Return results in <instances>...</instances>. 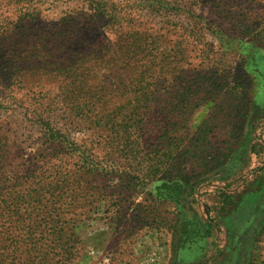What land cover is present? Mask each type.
<instances>
[{
    "label": "rangeland",
    "instance_id": "374dc122",
    "mask_svg": "<svg viewBox=\"0 0 264 264\" xmlns=\"http://www.w3.org/2000/svg\"><path fill=\"white\" fill-rule=\"evenodd\" d=\"M35 4L32 40L0 53V182L31 168L62 180L52 198L78 244L39 263L34 244L6 247L0 218V264H264V0ZM14 6L0 0L11 34ZM121 106L138 113L129 140L127 116L115 122L122 147L102 128ZM46 127L99 161L86 170Z\"/></svg>",
    "mask_w": 264,
    "mask_h": 264
},
{
    "label": "trees",
    "instance_id": "16d2710c",
    "mask_svg": "<svg viewBox=\"0 0 264 264\" xmlns=\"http://www.w3.org/2000/svg\"><path fill=\"white\" fill-rule=\"evenodd\" d=\"M12 1L14 6V10L19 11L17 15L16 23L21 25V28L24 27L22 31L11 34V24L4 18H0V53L2 52L3 47H6L10 40L16 41V38H20L21 41L29 42L32 40L33 36L31 34L30 21L27 19V13L30 12V9L36 8V4L38 0H6ZM24 10L25 13L22 11ZM106 14L105 11L95 10L92 12V18L102 19V16ZM108 16V15H107ZM109 18V17H108ZM24 19V20H23ZM118 20L116 17H113V27L118 30L120 26H117ZM75 24V23H73ZM19 26V25H16ZM72 26H67L66 29H71ZM69 34V33H68ZM11 62V61H10ZM12 63L4 61L2 66L3 76L8 72L17 75L19 71L16 72L18 67H11ZM16 72V73H15ZM20 74V73H19ZM215 81L217 79L210 82L212 86V90L215 91ZM6 86V85H5ZM9 90V88L5 87ZM101 108V106H100ZM132 109H127L124 106L117 108L120 112H117L116 115L105 116L107 119L103 122L102 128L105 131H109L111 136L114 137V142L117 146H127L123 141V136L120 131L116 128L115 122L118 120H122L123 117L128 118L127 121H130V125L123 130L125 134V138L129 140V135L131 130H135L138 128V123L135 121V107H131ZM122 110V111H121ZM135 112V113H134ZM42 112L36 113L34 116V120L42 119ZM138 114V113H137ZM122 118V119H120ZM133 121V122H132ZM102 122V121H101ZM50 132L51 144L54 147L59 148V152L62 153L69 144L74 145V150L72 152H76L73 157L79 159V163L84 165L86 170H89L91 166L96 164L99 159L96 156L93 147H88L83 144H76L74 141L69 142V138L65 133L60 131H55L51 127H46ZM127 133V135H126ZM46 134V133H45ZM48 136V137H49ZM118 140V141H117ZM66 143V144H65ZM131 146V145H130ZM133 146V145H132ZM131 146V147H132ZM62 151V152H61ZM143 161L145 163H152L151 153H147ZM1 174V173H0ZM56 175V174H55ZM40 174L38 171L34 169H29L25 173L12 175L10 180H4L0 182V218L3 221V225H5L6 233L8 234L9 244L7 246H13L14 249L19 247L21 244L26 246H34L39 249V263L47 260L49 255L53 253L57 254L58 261L63 262L70 260L72 258V253L74 248L77 246L78 242L72 240L75 235L73 231V219L68 215H61L59 207L55 204L57 201H53L55 197L54 188L58 186L59 181L62 180L54 179L52 175L44 176V178H40ZM2 178V177H1ZM25 185L31 187V190L26 191ZM47 186L51 190L50 197L47 201L44 202L46 205L44 209L45 215H38L41 212V198L44 191V187ZM53 196V198H52ZM31 199L36 200L33 204L29 205L28 208L23 209V207L19 204L25 203L26 201H30ZM12 212V215H2L3 213ZM8 228H13L14 231L8 232ZM4 232V231H3ZM47 255V256H46ZM46 256V257H45ZM49 259H53L50 257ZM29 260V259H28Z\"/></svg>",
    "mask_w": 264,
    "mask_h": 264
}]
</instances>
